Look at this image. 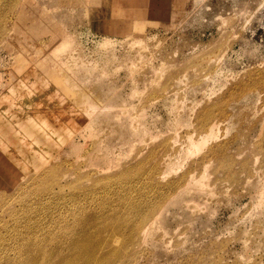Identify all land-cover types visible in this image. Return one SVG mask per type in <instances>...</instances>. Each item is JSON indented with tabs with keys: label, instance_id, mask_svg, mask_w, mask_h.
<instances>
[{
	"label": "rangeland",
	"instance_id": "rangeland-1",
	"mask_svg": "<svg viewBox=\"0 0 264 264\" xmlns=\"http://www.w3.org/2000/svg\"><path fill=\"white\" fill-rule=\"evenodd\" d=\"M73 261L264 264V0H0V264Z\"/></svg>",
	"mask_w": 264,
	"mask_h": 264
},
{
	"label": "bare ground",
	"instance_id": "bare-ground-1",
	"mask_svg": "<svg viewBox=\"0 0 264 264\" xmlns=\"http://www.w3.org/2000/svg\"><path fill=\"white\" fill-rule=\"evenodd\" d=\"M204 117H205V116H204ZM214 124H215V123H214ZM214 124L211 126V129H209V130H210L209 133L205 134V136H203V137H201V138L194 139V138H192L193 135H191V138L189 139V142H190V143H189V146H188V150H186L188 153H192V152L200 151L202 148H204V146L207 145L206 143H207L208 138L211 137V136H213V135H215V130H214V126H215V125H214ZM209 126H210V125H209ZM202 131H203V130H202ZM205 131H206V130H205ZM216 133H217V132H216ZM193 134H194V133H193ZM216 135H217V134H216ZM213 137H215V136H213ZM209 139H210V138H209ZM208 142H209V141H208ZM205 144H206V145H205ZM164 146H165V145H164ZM183 153H184V152H183ZM198 153H199V152H198ZM169 154H170V153H169ZM178 154H179V153H178ZM178 154H177V155H178ZM180 154H181V153H180ZM185 155H186V153H185ZM185 155H184V156H185ZM184 156H183V157H184ZM178 157H179V156H178ZM183 157H181V158L183 159ZM185 157H186V156H185ZM185 157H184V158H185ZM189 157H190V156H189ZM189 157H188V158H189ZM183 160H184V159H183ZM163 161H164V160H163ZM178 161H179V160H178ZM174 162H175V161H174ZM176 162H177V161H176ZM176 162H175V163H176ZM182 162H183V161H182ZM157 163H158V162H157ZM179 163H180V162H179ZM177 164H178V163H177ZM181 164H182V163H181ZM167 165H170V164H169V161H168V164H167ZM178 165H179V164H178ZM153 167H154V166H153ZM172 167H173V166H172ZM174 167H177V166H174ZM167 168H168V167H167ZM167 168H166V169H167ZM173 171H174V170H172V172H173ZM145 172H146V171H145ZM157 172H158V171H157ZM160 173H161V172H160ZM145 176H146V175H145ZM146 177H147V176H146ZM102 224H103V223H102ZM113 225H114V224H113ZM99 226H101V225H99ZM102 226H103V225H102ZM109 227H111V225H110ZM109 227H108V228H109ZM96 228H97V227H96ZM147 228H148V227H147ZM112 229H113V228H112ZM98 230H99V228H98ZM94 231H95V230H94ZM99 231H100V230H99ZM113 231H114V230H113ZM97 232H98V231H97ZM108 232H109V231H108ZM116 233H117V232H116ZM120 233H121V232H120ZM59 235H60V234H59ZM113 235H114V234H113ZM113 235H112V236H113ZM119 235H120V234H119ZM115 236H116V234H115ZM95 237H96V236H95ZM116 237H118V236H116ZM121 237H122V236H121ZM88 238H89V237H88ZM111 238H112V237H111ZM85 239H86V238H85ZM106 239H107V238H106ZM106 239H104V240H106ZM108 239H110V236H109ZM115 239H116V238H115ZM88 240H89V239H88ZM119 240H120V238H119ZM110 241H111V239L108 240L109 243H110ZM112 242H114V240H113ZM112 242H111V243H112ZM87 243H88V242H86V244L84 243L85 246H83V247H84L85 249H87V248L90 247L89 244H87ZM121 244H122V243H121ZM123 244H124V243H123ZM110 245H111V244H110ZM83 247H82V250H81V251H83ZM120 249H122V247H121ZM87 250H88V249H87ZM123 250H124V249H123ZM87 252H88V251H87ZM119 252H120V251H119ZM119 252H118V253H119ZM85 253H86V251H85ZM85 253H84V254H85ZM81 256H82V255H81ZM85 256H86V255H85ZM112 256H113V255H112ZM95 258H96V257H95ZM87 259H88L87 263L91 261V260L89 259V257H87ZM87 259H86V260H87ZM97 259H98V257H97ZM108 260H109V259H108ZM97 261H98V260H97ZM109 261H110V260H109ZM111 261H112V260H111ZM84 262H85V261H84ZM107 262H108V261H107ZM70 263L75 264L74 261H73V262H70ZM70 263H69V264H70ZM102 263H103V262H102ZM108 263H109V262H108ZM114 263H115V262H114ZM92 264H95L94 261H92ZM110 264H111V263H110Z\"/></svg>",
	"mask_w": 264,
	"mask_h": 264
}]
</instances>
